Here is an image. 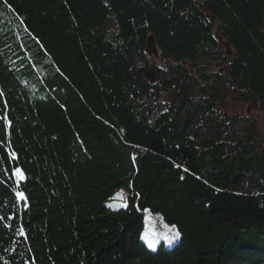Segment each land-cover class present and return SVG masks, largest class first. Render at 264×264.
Instances as JSON below:
<instances>
[{"label":"trees","instance_id":"1","mask_svg":"<svg viewBox=\"0 0 264 264\" xmlns=\"http://www.w3.org/2000/svg\"><path fill=\"white\" fill-rule=\"evenodd\" d=\"M258 113L264 0H0V264H264Z\"/></svg>","mask_w":264,"mask_h":264},{"label":"rangeland","instance_id":"2","mask_svg":"<svg viewBox=\"0 0 264 264\" xmlns=\"http://www.w3.org/2000/svg\"><path fill=\"white\" fill-rule=\"evenodd\" d=\"M250 111V108H248ZM257 117L261 121V128L264 129V114L258 113ZM117 193L113 197H111L108 201L109 205L114 208L121 207V204L125 205L124 194L122 195L123 199H117ZM171 226H175V229L172 230ZM178 232L179 235L176 236L175 233ZM165 235L169 237V239H165ZM181 238V233L179 232L176 225L170 224L165 221L161 213H154L149 210L145 212L144 215V228L141 234V240L144 241L148 247L152 250H156L160 245L164 244L166 247H170L174 245ZM149 242L155 244V247H150Z\"/></svg>","mask_w":264,"mask_h":264},{"label":"water","instance_id":"3","mask_svg":"<svg viewBox=\"0 0 264 264\" xmlns=\"http://www.w3.org/2000/svg\"><path fill=\"white\" fill-rule=\"evenodd\" d=\"M147 50L150 54H155L156 56H158V50H157L156 40H155L154 35H150L148 37ZM150 76H154L153 73L151 72L147 73V77H150Z\"/></svg>","mask_w":264,"mask_h":264},{"label":"snow or ice","instance_id":"4","mask_svg":"<svg viewBox=\"0 0 264 264\" xmlns=\"http://www.w3.org/2000/svg\"><path fill=\"white\" fill-rule=\"evenodd\" d=\"M15 172H16V174H17L21 179L24 178L23 173L21 172L20 169H16ZM19 195L22 196L23 194L21 193V194H19ZM117 199L122 200V199H123L122 195H121V194H118V195H117ZM120 206H126V205L121 204ZM171 229L174 230V229H175V226H171ZM175 235L178 236L179 233L176 232ZM165 239H169V237H168L167 235H165ZM149 246L154 248V247H155V244L152 243V242H149Z\"/></svg>","mask_w":264,"mask_h":264}]
</instances>
